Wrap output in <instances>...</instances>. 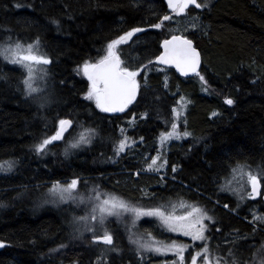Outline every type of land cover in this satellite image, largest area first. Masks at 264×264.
I'll use <instances>...</instances> for the list:
<instances>
[{
    "label": "trees",
    "instance_id": "1",
    "mask_svg": "<svg viewBox=\"0 0 264 264\" xmlns=\"http://www.w3.org/2000/svg\"><path fill=\"white\" fill-rule=\"evenodd\" d=\"M169 12L167 0H0V46L39 39L52 61L45 99L28 95L23 69L0 56V161L13 162L12 172L0 174V264H148L143 261L147 255L148 262L155 260L152 254L141 259L140 250L127 246L128 239L120 247L114 236L111 246L92 243V236L86 246L62 247L72 245L70 223L77 213L71 205L44 207L38 201L53 183L73 179L82 189L95 182L105 193L146 201L150 207L179 200L201 205L213 218L207 243L218 253L232 249L250 256L251 248L264 240V223L258 225L247 210L255 202L248 199L237 210V196L221 187V180L240 165L264 175V0H211L190 11L200 31L180 34L203 54L199 73L207 83L202 87L199 76L184 78L154 62L162 42L179 34L169 21L152 27ZM134 28L144 30L117 51L125 66L142 69L139 91L125 112L105 113L85 99L90 84L78 70L86 61L96 63L109 43ZM186 97L190 103L176 123L174 110ZM67 118L74 122L72 132L81 123L100 133L90 149L65 156L62 142L50 144L47 152L53 153L37 152L35 145L53 136ZM173 123L191 135L164 149L167 164L160 173L177 180L168 177L160 183L161 176L145 166V152L149 145L153 154L156 140ZM121 129L141 150L112 165L106 161V143L118 141ZM141 229L174 238L152 218ZM207 243L189 244L187 254ZM246 243L253 246L245 253Z\"/></svg>",
    "mask_w": 264,
    "mask_h": 264
},
{
    "label": "snow or ice",
    "instance_id": "2",
    "mask_svg": "<svg viewBox=\"0 0 264 264\" xmlns=\"http://www.w3.org/2000/svg\"><path fill=\"white\" fill-rule=\"evenodd\" d=\"M168 7L172 9L176 15H182L186 13L190 6L196 8L206 7L207 5L197 2V0H167ZM172 16L165 15L159 23L152 25L154 28H162L164 21H169ZM58 23V22H56ZM143 31L141 28H134L127 32L124 36L113 40L107 45L106 53L96 62H85L82 68L78 71H82L87 79L91 82L88 91L85 94V99L94 101L97 108L105 113H118L124 112L130 104H132L137 96L140 88V83L137 77L142 71L141 68L132 69L129 66H125L124 61L121 59L117 47L126 42L128 38H131L136 32ZM163 52L157 57V60L166 65H174L181 73L187 76L190 72L199 76L201 81H204V77L199 74L200 66V53L193 46V42L185 37L173 35L171 39H166L162 44ZM0 56H3L5 60L9 61L13 65H19L26 70V78L22 81L25 85L27 94L39 93L42 89L37 86V70L40 65L50 64L52 61L44 53L40 51V41L37 39L34 43L27 45L17 41L13 44H6L0 46ZM147 67V66H145ZM41 75L40 79L47 75L46 71L42 68L39 69ZM146 82V77H144ZM206 84L207 81H204ZM167 86V85H165ZM226 103L231 105L234 103L232 99H227ZM175 111V110H174ZM216 115V113H213ZM177 118L180 116V112H176ZM133 123L135 120L133 119ZM186 123V120H185ZM72 124L71 120L61 119L59 121V130L55 135L44 138L40 143L35 145L37 152H43L48 145L54 141L61 140L63 133ZM86 133H94V129H86ZM122 139L116 142L115 152L119 155L124 152L127 147L135 144L136 141L125 135V129H121ZM181 135L189 136L191 133L178 131V125L173 123L171 125V131L161 133L160 143L163 145L165 141L180 138ZM143 138L141 137V140ZM83 143H90V139L84 133H82L79 139L70 145L71 148H77ZM67 149L65 150L67 154ZM159 156L152 159L148 164L147 170L159 171L160 167L167 164V160L163 161V164L157 165ZM13 162H5L0 164V170L11 169ZM246 165H240L237 168L232 169V179L244 180L251 184V191L248 193L249 197L259 196L260 191L258 189V175H254L251 171H245ZM175 171V168L173 169ZM79 180L73 179L66 185H61L59 182L53 185L49 190L53 195L58 196L61 200L65 199H79L81 202L85 199L77 192V186ZM222 190H232L230 188V181H226L222 186ZM94 193L88 199L92 202V208L87 216H80L76 218L78 221H92L93 226H88L87 230L93 233V241L96 243H103L105 245L113 244V236L106 227V221L110 216H121L124 213H131L135 220L141 217H156L162 225H164L171 232H182L185 236H191L196 241H207L208 237L205 236L207 226L204 224V220H212L213 218L207 214V212L194 205H187L181 202L180 206L185 208H191V211H187L184 215L175 214V206H171L169 210L168 206L160 205L153 208L136 207L129 204L127 201L121 199L118 196L110 193H103L97 189H92ZM243 199V197H241ZM227 207V205H225ZM256 220L264 221V216L254 217ZM99 226L102 234L97 235V227ZM148 241H133L137 243L140 249L149 252L163 253L174 252L178 260L173 264H184V251L187 245L177 244L175 241L171 243H164L155 240L151 236V233L147 234ZM3 247V244H0ZM63 247V246H62ZM115 250V249H113ZM210 250L206 245L202 246L201 251L191 255V264H197V260L203 257L201 264H212L210 259ZM259 264H264V246L258 250ZM143 259V257H141ZM239 264V260L235 257V254L231 251L228 252L227 257H216L215 264ZM99 264V261L97 262ZM255 264V262H253Z\"/></svg>",
    "mask_w": 264,
    "mask_h": 264
},
{
    "label": "rangeland",
    "instance_id": "3",
    "mask_svg": "<svg viewBox=\"0 0 264 264\" xmlns=\"http://www.w3.org/2000/svg\"><path fill=\"white\" fill-rule=\"evenodd\" d=\"M169 9H170V12L168 13V15L172 16V19L169 20L172 30H174L175 32L183 33V34L189 32V31H197V32L200 31V25L197 21V18H198L197 15L190 13V11H194V10H198V9L191 8V6H190L187 9L186 13H184L182 15H176L173 13L171 8H169ZM21 43L25 44L24 42H21ZM32 43H34V42H32ZM11 44L14 45L15 43H11ZM4 45H6V44H4ZM25 45H27V44H25ZM1 46H3V45H1ZM40 51L45 54V52H43V50L41 48V45H40ZM45 55L49 58V56L47 54H45ZM17 66L20 67L21 69H23V71L26 74V70L24 68H22L19 65H17ZM41 68L44 71H46L47 75H49L50 69L48 68V64L38 66L37 81L36 82H37V86H39L42 89V91H40L39 93H33L32 95H38V96L41 95L40 97H37V98L47 99V94L50 91V89H49V87H48L49 85L47 83V75L43 78V80L40 79L41 73H40L39 69H41ZM200 76H203V75H200ZM137 80L139 81L138 77H137ZM204 81H205V79H204ZM204 81L200 80V83L198 82V85L200 87H202V84L205 85ZM90 83L91 82L89 81V84ZM89 87H90V85H89ZM187 97L184 100L180 101L179 107L176 108L174 113H173L175 116L176 123H179V119L182 118L186 113V109L190 103V99ZM176 112H180V116L178 118L176 116ZM109 114H119V113H109ZM58 127H59V125H58ZM86 129H90V128H87L86 126H83L81 123H78L75 131L74 132L70 131L66 135V137L62 141L64 143L63 155H65V156L70 155L74 152L75 153L79 152L81 154V153H85L86 149H90V146L94 143L93 140H95L97 135L99 137L100 133L96 134V132H94V133L88 134L85 132ZM169 131H171V129ZM178 131L180 132L179 127H178ZM82 133H84L88 136V138L90 139V143H83L77 148H71L70 145L75 143L79 139V137ZM180 133H182V132H180ZM125 135H126V130H125ZM120 136H121V132H120ZM185 137L186 136L181 135V137L178 139L173 138V139L167 140L164 142L163 145L160 143V139H159L160 137H159L156 140V143H155L156 146L154 148L153 154H152V152L149 154L150 146L147 145L148 151L145 152V157L143 156L144 160H145V158L147 159V162L145 163L146 168L148 167V164L151 163L152 159L156 158L157 156H159V159L157 160L156 166L163 164V161L166 160L164 149L166 151L169 150L170 145H172L173 142L180 141L179 143H182L184 141ZM120 139H122V136L120 137ZM131 139L136 141V139H134V138H131ZM62 142H60V143H62ZM105 142H107V140H105ZM116 142L111 143V141L108 140V143H106V145L108 146V147L106 146L107 147L106 152L108 153V157H107L106 161H107V163H111L112 165L117 163L118 159L120 157H122L123 155L131 154L133 152L141 150V148H135L136 144L138 143V141H136L135 144L131 145L130 147H127L124 152H121L119 155H117L115 152ZM49 147H50V145H48L47 148L41 153H43V154L46 153L49 150ZM66 149L68 150L67 154L65 152ZM47 153H53V152H47ZM6 162H10V161H6ZM4 163L5 162L3 160L0 161V164H4ZM165 169H166V164L163 165V167H160L159 171H155V174L160 175L161 178L163 179V180L161 179L160 183H162V182L165 183L166 182L165 179L168 177L177 180L174 177H170L164 173H160L161 171H164ZM12 170H13V163H12V167L10 170L7 168H5V170H0V174L1 173H10V172H12ZM245 171H251L253 174L258 173V171L256 169L249 168V167L248 168L246 167ZM134 172H135V175L139 174L138 170H135ZM77 180H79V179H77ZM226 181H230V188L232 190H224V191L227 193H231L234 196H237L238 199L235 200L236 201L235 207L238 210L241 207H243L245 204L248 203L247 200L249 198H252V197L248 196V193L251 191V184L245 182L244 180L239 179V177L234 180V179H232V176H228V177L224 178L223 180H221V187L225 185ZM58 182L61 185H66L67 183H70L71 181H69L67 183H63L60 181H58ZM56 183L57 182L53 183V185ZM88 185L89 186L86 189H82L80 187V183L77 186L78 194L85 198L83 200V202H81L78 198L77 199L61 200L58 196L53 195L49 191L53 186L48 191H45V193L43 194V196L41 198V201H38L40 203V205H43L44 207H45V205H46V207L54 205V207L57 208V207H60L63 205H71L74 208L75 212L77 213L76 216L71 217L72 222L70 223V224L74 225V229H73V233H72V239H71L72 245L64 244L63 245L64 248L67 247V248L73 249L76 246H81V245L86 246L87 245L85 243L86 240H88L89 237L91 239V237L93 236V233L88 231L87 227L93 226L94 222H92V221H87V222L78 221L76 219L80 216H87L89 214V212L93 206L92 202L88 199V197H90L94 194L92 192V189H97L98 191L103 192V190L99 186H96L98 184L95 182H92ZM103 193H105V192H103ZM108 193H110V192H108ZM110 194L118 196L121 199L127 201L129 204L136 206V207L153 208V207H150V205L146 201L134 202V201L124 199V197L122 195H120L116 192H111ZM241 197H243V199H241ZM181 202H184L187 205H194V206H197L199 208H202L207 212V214L209 216H211V214L201 205L193 204V203H190V202L185 201V200H179V201H174V202L163 201V202L156 203V205L154 207H158L160 205H165V206H168L169 210H171V206L174 205L176 215H184V214H186L187 211H191V208L181 207L180 206ZM219 204H221V203H219ZM221 205H223V204H221ZM225 208H228V207H225ZM255 208H256V206L253 205V207L247 208V210H250V213L252 212L254 214V217L264 216V215H261L260 213H257L256 212L257 210H255ZM147 218H152V219L158 221V223L161 225V228L164 231H166V233L174 236V238L162 239V238H157L156 235L151 233V236L154 237L155 240H157V241H161L164 243H171L172 241H175L177 244H182L183 243L182 241H185V243L182 245H187V247L191 243L199 242V241L193 240L191 236L183 235L182 232H171V231H169L164 225H162L161 221L156 217H141L138 220H135V225H133L134 217L132 216V214L131 213H124L121 216H110V217H108V219L106 221V227H107L108 231L112 234V236H114L115 238H118L120 247L122 246V245H120V243H122L125 239H128V242L126 241L128 244L127 246H129L131 244L133 246V248L140 250L139 254L141 255V257H143L144 255H147V254H152V256L156 257L153 262H148L149 260H147L148 259V255H147L143 259L144 262H147L148 264H173L174 261L178 260V257L174 252H167L166 254L149 252V251H145L143 249H140L137 243H133V241H138V240L144 241V242L148 241L149 237L147 234L150 232H147V231H144L141 229V223L143 221H145ZM255 221L257 224L258 223H264V221H260V220H256V219H255ZM208 223H209V220H207V219L204 220V224L207 226V230H208ZM258 225H260V224H258ZM96 227H97V233L96 234H102L100 232L99 226L96 225ZM207 230L204 233L206 237H208L207 236ZM176 236H177V238H176ZM180 238H181V240H180ZM207 241H208V239H207ZM207 241H205V242L207 243ZM107 246H111V245H107ZM206 246L210 250V254H211L210 259L212 261V264H215L216 257H218V256L219 257H227V254L229 251H231L232 253L235 254V257L239 260V264H253V262H255V264H259V257L257 255V253H258V250H260L261 247L264 246V240L259 244L258 248H251V246H253V244H251V245L249 243L245 244V246H248L247 248H245V253L247 252V250L249 248H251L250 252H252V253L250 254V256H248V253L245 255L240 254L242 256H239V253H235V251L232 249L226 250L225 253H218L215 250H213V248H210L209 244ZM252 249H254V250H252ZM65 251H67V250H63L61 252H65ZM199 251H201V250H199ZM223 251H225V250H223ZM101 252L106 254V250H101ZM195 253L188 255L187 254V248H186V250L184 251V264H191V258L190 257H191V255H195ZM246 256H248V257H246ZM202 259H203V257L198 258L197 264H201ZM72 264H77V263H72ZM222 264H223V261H222Z\"/></svg>",
    "mask_w": 264,
    "mask_h": 264
},
{
    "label": "water",
    "instance_id": "4",
    "mask_svg": "<svg viewBox=\"0 0 264 264\" xmlns=\"http://www.w3.org/2000/svg\"><path fill=\"white\" fill-rule=\"evenodd\" d=\"M141 29H143L144 30V28H141ZM142 31H140V32H136L131 38H128L127 40H126V42H124V43H122V44H126V43H129V42H131L132 40H133V38H134V36L136 35V34H139V33H141ZM176 35H178V36H182V37H185V38H187V39H189V40H191L192 42H193V46L199 51V53H200V66H199V69H198V71L200 72L201 71V69H202V67H203V65H204V59H203V54H202V52H201V50H200V48L196 45V43L192 40V39H190L189 37H187V36H185V35H183V34H176ZM167 39H171V37L170 38H167ZM166 40V39H165ZM162 44H163V42H162ZM163 52V47H162V45H161V52L159 53V55L161 54ZM158 55V56H159ZM157 56V57H158ZM157 57L155 58V60H154V62L158 65V66H160V67H166V68H171V69H174L175 71H176V73L178 74V75H180L181 77H184V78H191V77H193V76H195L196 74L195 73H189L187 76H185L183 73H181L174 65H166V64H162V63H160L158 60H157ZM131 105V104H130ZM130 105L128 106V108L130 107ZM127 108V109H128ZM126 109V110H127ZM125 110V111H126ZM124 111V112H125ZM118 113H122V112H118ZM67 120H71V119H67ZM72 121V120H71ZM73 126H74V123H73V121H72V124H71V126L70 127H67V129L64 131V133H63V138L61 139V140H58V141H54L53 143H60V142H62L63 140H64V138L66 137V135L72 130V128H73ZM60 127V126H59ZM58 130H59V128H58ZM57 130V131H58ZM258 189H259V191H260V184H258ZM263 199H264V196H263ZM92 242H94L93 241V238H92ZM94 243H96V242H94ZM99 244H103V243H99Z\"/></svg>",
    "mask_w": 264,
    "mask_h": 264
},
{
    "label": "flooded vegetation",
    "instance_id": "5",
    "mask_svg": "<svg viewBox=\"0 0 264 264\" xmlns=\"http://www.w3.org/2000/svg\"><path fill=\"white\" fill-rule=\"evenodd\" d=\"M197 2L205 4L208 6V4L211 3V0H197ZM191 8H196V7L193 5V6H191ZM203 8L204 7L196 8V9L201 10ZM254 175H258V180H259V184H260V195L254 196V198L253 197L249 198V200L252 202H255V204H253V205L256 206V208H255V210H257L256 212L260 213L261 215H264V210L262 209L264 207V199H263V196H264V175H261L259 173H255Z\"/></svg>",
    "mask_w": 264,
    "mask_h": 264
},
{
    "label": "bare ground",
    "instance_id": "6",
    "mask_svg": "<svg viewBox=\"0 0 264 264\" xmlns=\"http://www.w3.org/2000/svg\"><path fill=\"white\" fill-rule=\"evenodd\" d=\"M196 83V82H195ZM194 86V85H193ZM68 119V118H67ZM74 123V122H73ZM96 129V128H95ZM94 129V130H95ZM109 129V128H108ZM42 137V136H41ZM39 139V138H38ZM42 139V138H41ZM43 140V139H42ZM105 141V140H104ZM103 142V141H102ZM93 238V237H92ZM113 242H114V237H113ZM252 253V252H251ZM252 259V258H251Z\"/></svg>",
    "mask_w": 264,
    "mask_h": 264
}]
</instances>
